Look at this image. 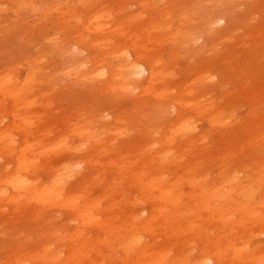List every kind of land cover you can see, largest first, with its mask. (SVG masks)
I'll return each instance as SVG.
<instances>
[{"label":"rangeland","instance_id":"rangeland-1","mask_svg":"<svg viewBox=\"0 0 264 264\" xmlns=\"http://www.w3.org/2000/svg\"><path fill=\"white\" fill-rule=\"evenodd\" d=\"M0 37V76L14 78L12 90L0 88V264H42L46 245L68 255L69 233L82 228L66 204L73 197L80 206L101 199L93 213L104 223L83 228L86 237L140 236L150 247L142 258L112 236L114 248L91 242L83 264H154L168 245V261L197 262L211 240L221 241L218 264L240 263L229 241L248 245L242 264H264V221L246 215L264 197V0H0ZM126 51L155 78L127 72L126 81ZM15 173L27 189L4 182ZM58 175L62 195L39 199L32 189ZM155 177L177 183L188 209L178 218L201 224L194 234L187 223L168 235L150 218ZM216 187L232 190L213 200L229 222L209 211L196 220ZM242 190L254 204L234 210Z\"/></svg>","mask_w":264,"mask_h":264},{"label":"bare ground","instance_id":"bare-ground-1","mask_svg":"<svg viewBox=\"0 0 264 264\" xmlns=\"http://www.w3.org/2000/svg\"><path fill=\"white\" fill-rule=\"evenodd\" d=\"M232 4H233V2H232ZM221 20H223V18H221ZM231 31H232V29H231ZM0 39H1V37H0ZM124 53L126 54V57H129L131 55V53H129L128 51H126ZM4 57H5V55H4ZM9 58H11V57L9 56ZM6 61L7 62L10 61V59L6 60ZM13 62H14V60H13ZM106 67L107 66L104 65V68H106ZM118 67L122 71V73H121L122 76H123V74L124 75L126 74L124 76L126 81H127V79H129L127 72L129 74H133V75L137 76L136 78L140 82L143 78L148 79V81H151L156 76V70L153 68V66L149 63H145L144 61H142V59L140 57H137V56L129 57V59H126ZM105 73H107L106 69H104L103 71L100 72V74H102V75H105ZM184 78H185V76H184ZM13 80H14V78L9 73L4 78H3V76H0V88L4 87V88H8L9 90H12L11 84H12ZM61 90H63V89H61ZM65 94H67V93H65ZM174 103L177 104L176 101H174ZM62 117H64V116H62ZM65 117H68V116H65ZM186 124H187V122L185 120H182V122H180V124L178 126V129L186 126ZM30 147H31V145L25 147L24 149L32 150V148H30ZM26 164H27V159L24 157H22L21 160H19V162H18V165L20 168H24V166ZM83 174H84V172H83ZM78 178H77V180H78ZM61 181L62 180L60 179V175H58L52 181V185L46 184L41 188H33L32 190H34V192L36 193V196L39 197V199H42V200L56 199L62 195L61 190H62L63 186L61 185V183H62ZM4 182L7 183L8 185H11L14 189H22V188L27 189L28 188L27 186L29 185L27 178L19 177V175H17V173H15L14 175L6 176L4 179ZM148 184L150 186L149 188H157L159 190V193L155 196V198L160 200V204H157L155 207V211H157L156 214H151L150 218H152V219L159 218L164 223L168 224L169 229L166 231V234H168V235L177 236L178 232L181 230V227L186 225L187 223H188L187 230L189 232H191V234H194V232L197 230V228L200 227L201 224L195 222V220H179V218H178L183 211H188V209H185V207L183 206V203H181V192L180 191H178V192L173 191L175 189V186L177 183L165 185V184L160 182V177H155ZM231 193H232V190H225V192H221L220 189H218L216 187V188L212 189L209 193L203 194L201 196L202 200H201L200 204L198 203V205L200 206L201 209L199 208V209H195L196 211H193V215H196V220L200 219L203 216V211H209L212 214H213V212H218L219 213L218 219L224 223H228L230 220V217H228L229 213L226 212V209L223 208L221 204H219L218 202L215 203L213 200L218 199V200H220V202L224 201L225 199H227L231 196ZM241 194L246 195L247 198L242 204L241 203L237 204L236 205L237 207L234 208V210L242 211V209L249 208L251 205L254 204V201L250 202L251 200H254V197L247 190H242ZM73 198H71L70 201L66 204H68L69 207H71L73 210L76 211V218L80 221L82 228L77 229L76 231L69 233L70 234V237H69V239H70L69 243L70 244L68 245V251H69L68 255H65V253H64L65 247L64 248L59 247L57 250H51L50 245L45 246L43 253L42 252L36 253V255H38L39 258H41L42 264H83L85 261V258L89 257V254H88L89 250L92 249V247L89 246V244H91V242L101 244V245H105L106 242H108L110 240L108 242V245L113 246V248L115 247L114 245L116 242L114 240H111V237L113 235L107 239L105 237H102V236H98L96 239H92L90 237H86L83 233V228H86L88 226L101 227L103 225L104 221L101 220L99 216H97V213L96 214L93 213V211L95 209H97V212H98L100 204H101V199L93 200L91 202L85 203L83 206H80V205H77L75 201H73ZM255 202H257L258 204H256L255 207L252 209H247L246 215L247 216H254L258 221L262 222V221H264V215L263 214L261 215L259 213V209L257 207L264 206V197L261 198L260 200H255ZM190 208H191V206H190ZM142 210L149 212L150 208L148 209V206L144 205L142 207ZM231 212H233V211H231ZM8 213H10V212H8ZM119 229L121 230V228H119ZM152 230L153 229L151 228V225L149 224V227L147 226V231H152ZM262 230L264 231V228ZM45 234H46V232H45ZM197 234L199 235L200 233H197ZM114 236H115L116 241L118 240L119 242H123V247H124V250L126 253H130L131 251H136V253L143 258L149 251L150 247L148 244H145L141 247L139 246L141 243V237L140 236L130 237L129 239H126L124 234H122L120 237L117 234H115ZM183 240H186V239H183ZM184 243H185V241L182 242V244H184ZM31 244H32V241H31ZM64 246H66V245H64ZM138 246H139V248H138ZM247 246L248 245L243 246V247H239L236 245V242H232V241H229L227 243V247L228 248L231 247V249L233 251V258H237L236 261L240 262V263H235V264H242L241 254H242V251L247 248ZM172 248H173L172 245H168L167 247H160L159 249L155 250L153 253V256H152V259H153L152 263H154V264H175L177 262L176 259L172 260V261H168L169 260V254H170L169 251ZM66 249H67V246H66ZM221 250H222L221 249V241L211 240L210 242L206 243V246L203 247L202 257L200 258L201 259L200 261L190 262V260H186L185 258H183V259L181 258V259L183 260L182 261L183 264H216V263L218 264V262L221 258V254H222ZM100 255L103 258L109 257V255L107 253H105L103 250L100 251ZM27 259L30 262V259L29 258H27ZM95 260L93 259V262L91 264H105V262H97ZM131 263L140 264L138 260L137 261L135 260L134 262H131ZM219 264H221V263H219ZM259 264H262V260L259 262Z\"/></svg>","mask_w":264,"mask_h":264}]
</instances>
